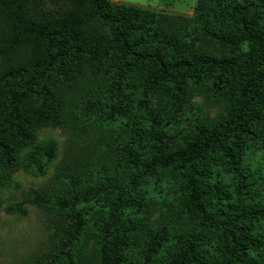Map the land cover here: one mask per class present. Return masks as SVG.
I'll return each mask as SVG.
<instances>
[{
	"label": "trees",
	"instance_id": "1",
	"mask_svg": "<svg viewBox=\"0 0 264 264\" xmlns=\"http://www.w3.org/2000/svg\"><path fill=\"white\" fill-rule=\"evenodd\" d=\"M0 55V185L66 135L22 264H264V0H0Z\"/></svg>",
	"mask_w": 264,
	"mask_h": 264
},
{
	"label": "rangeland",
	"instance_id": "2",
	"mask_svg": "<svg viewBox=\"0 0 264 264\" xmlns=\"http://www.w3.org/2000/svg\"><path fill=\"white\" fill-rule=\"evenodd\" d=\"M116 4L136 5L143 9L168 15L191 16L197 0H108ZM1 65V55H0ZM66 135L54 126H41L36 132L34 146H48L51 158L42 173L31 172L24 165L9 174L0 185V264H22L43 252L47 246L48 229L46 217L34 204L24 203L30 190L49 184L63 159ZM32 146L21 153V160ZM1 171V169H0ZM23 202V203H22ZM17 206L15 212L9 208Z\"/></svg>",
	"mask_w": 264,
	"mask_h": 264
}]
</instances>
